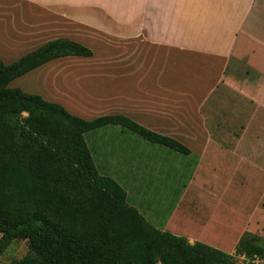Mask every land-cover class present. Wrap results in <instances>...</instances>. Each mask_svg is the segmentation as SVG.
I'll return each mask as SVG.
<instances>
[{"label":"crops","instance_id":"1","mask_svg":"<svg viewBox=\"0 0 264 264\" xmlns=\"http://www.w3.org/2000/svg\"><path fill=\"white\" fill-rule=\"evenodd\" d=\"M0 1L23 36L9 53L18 56L0 57L4 64L58 39L92 52L54 59L9 87L21 81L11 88L85 121L121 115L178 141L189 154L144 148L137 139H121L116 153L98 139L108 160L132 156L137 173L188 177L162 224L132 206L149 224L232 254L249 225L238 202L247 206L254 177L264 175V0ZM193 188L209 209L200 217L187 212Z\"/></svg>","mask_w":264,"mask_h":264},{"label":"trees","instance_id":"2","mask_svg":"<svg viewBox=\"0 0 264 264\" xmlns=\"http://www.w3.org/2000/svg\"><path fill=\"white\" fill-rule=\"evenodd\" d=\"M90 56L88 48L58 39L10 64L0 61V234L5 242L26 240L33 254L14 264H230L226 253L149 224L125 190L99 174L84 136L119 126L179 154L187 148L124 116L85 121L9 87L54 59ZM255 241L244 234L236 254L264 259Z\"/></svg>","mask_w":264,"mask_h":264},{"label":"rangeland","instance_id":"3","mask_svg":"<svg viewBox=\"0 0 264 264\" xmlns=\"http://www.w3.org/2000/svg\"><path fill=\"white\" fill-rule=\"evenodd\" d=\"M159 18L161 17L159 16ZM12 19V15L6 10V3L0 1V57L6 56V59H4L6 62L11 60L8 59L11 55L18 56L17 52L11 53V55L9 53L12 50L15 51L18 44L17 42L23 39L20 33L13 32ZM174 19L176 21V17H174ZM27 47L28 46H26V48ZM187 61V58L181 59V63L187 64ZM17 84L22 83L21 81L19 83L13 82L11 87H15ZM23 116L26 117V113H23ZM98 139H105V141L108 139L109 144L111 143V147L116 153L123 152V146L120 144L121 139H137L140 146L144 148H154L156 146L118 127H106L85 134V142L98 168V172L102 174V176L113 178L125 190L128 204L134 206L136 209H140L139 211L143 212L144 216L150 220L149 222L151 224H162L166 212L169 211V209L175 205L178 198L182 196L184 186L187 185L188 177L182 175L178 170H174L175 173H178L176 175H171V173L166 174V169H146L137 173L133 168L134 160L132 156L125 155L119 157V154H117L115 158H110V160H108L103 152L101 140ZM254 180L255 185L252 191L247 193L246 203L248 202V204L245 207L242 204L243 202H238V204L241 203V208L238 207L240 209L238 213L241 214L244 210L246 214L244 213V215L241 216L249 222L248 231L245 235L254 237L256 239L255 243L264 248V175L255 176ZM197 194L196 189L193 188L187 192L186 197V199L190 197V201L192 202L190 205L188 204L187 212L194 217H200L209 211V209L196 198L198 197ZM152 212L160 214V218L151 217L149 214H152ZM240 218L239 216V219ZM152 220L156 223H153ZM0 246L3 247V252L0 255V264H14L27 255L33 256L29 251L28 242L26 240L5 242L2 240V235L0 234ZM228 255L231 257L230 264H264L260 262L252 263L250 259L245 261L238 259L236 257V255H238L236 254V249L232 254Z\"/></svg>","mask_w":264,"mask_h":264},{"label":"built area","instance_id":"4","mask_svg":"<svg viewBox=\"0 0 264 264\" xmlns=\"http://www.w3.org/2000/svg\"><path fill=\"white\" fill-rule=\"evenodd\" d=\"M239 255L240 254L236 255V257L238 259L242 260V261H245V260H249L250 259V260H252V263H256V262L264 263V259L263 258H260L258 256H253V257L248 258L245 255H240V256Z\"/></svg>","mask_w":264,"mask_h":264}]
</instances>
